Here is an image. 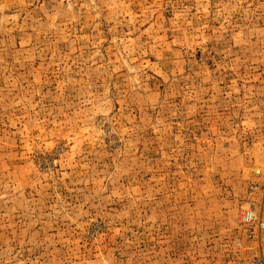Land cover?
I'll list each match as a JSON object with an SVG mask.
<instances>
[{
    "label": "rangeland",
    "instance_id": "obj_1",
    "mask_svg": "<svg viewBox=\"0 0 264 264\" xmlns=\"http://www.w3.org/2000/svg\"><path fill=\"white\" fill-rule=\"evenodd\" d=\"M257 220L264 0H0V264H251Z\"/></svg>",
    "mask_w": 264,
    "mask_h": 264
},
{
    "label": "built area",
    "instance_id": "obj_2",
    "mask_svg": "<svg viewBox=\"0 0 264 264\" xmlns=\"http://www.w3.org/2000/svg\"><path fill=\"white\" fill-rule=\"evenodd\" d=\"M242 217L245 221H251L255 219V216L252 213L251 209H245ZM257 225L258 227H264V222L257 220ZM251 264H264V256L257 255Z\"/></svg>",
    "mask_w": 264,
    "mask_h": 264
}]
</instances>
